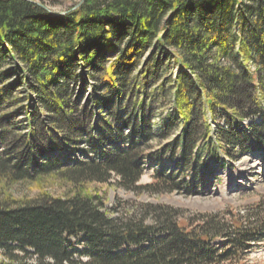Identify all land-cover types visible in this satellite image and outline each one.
Returning a JSON list of instances; mask_svg holds the SVG:
<instances>
[{
    "label": "trees",
    "instance_id": "16d2710c",
    "mask_svg": "<svg viewBox=\"0 0 264 264\" xmlns=\"http://www.w3.org/2000/svg\"><path fill=\"white\" fill-rule=\"evenodd\" d=\"M88 83L94 95L80 106ZM28 101V132L0 131V178L198 192L236 150L264 157V0H86L63 16L0 0V123ZM146 159L160 168L140 187ZM153 213L149 225L112 218L82 194L0 207V253L36 264H238L264 242L258 227L213 217L185 227L167 208Z\"/></svg>",
    "mask_w": 264,
    "mask_h": 264
},
{
    "label": "rangeland",
    "instance_id": "374dc122",
    "mask_svg": "<svg viewBox=\"0 0 264 264\" xmlns=\"http://www.w3.org/2000/svg\"><path fill=\"white\" fill-rule=\"evenodd\" d=\"M29 1L42 4L53 13L59 14L70 12L81 0ZM175 73L176 70H173V74ZM94 91V86L88 83L82 93L80 106L85 105L88 99L92 98ZM29 105L28 101L10 108L5 114H11V118L4 125L0 123V131L10 128L14 131L13 128L16 127L17 131L14 132L19 135L26 134L28 129L25 112ZM163 111L167 109H161L159 112ZM254 123H259V120L256 119ZM244 124L247 126L250 123L245 121ZM171 138L153 140L150 143L149 154L155 155L171 141ZM3 149L0 145V152ZM232 155L234 157L225 158L224 166L214 171V176L208 185L199 189L198 192L189 194L183 191L154 194L149 192L151 188L148 191H125L116 185V179L107 184L79 185L73 184L63 175L20 182L1 177L0 207L13 208L46 198H64L82 194L97 198L103 205L104 213L112 218L144 219L149 225L153 223V218L156 216L153 211L167 208L178 215L177 221L185 227L198 225L202 220L213 217L219 224L258 227L264 231V157L254 149L246 153L236 150ZM161 166L167 174L179 172L164 161ZM145 167L138 182L140 187L153 186L152 176L160 168L154 159H146ZM182 178L183 176H179V180ZM75 248L77 251L81 250L80 246ZM16 254L15 257L7 258L0 253V264H36L33 258L25 257L23 253ZM238 264H264V242L252 246L245 259Z\"/></svg>",
    "mask_w": 264,
    "mask_h": 264
},
{
    "label": "water",
    "instance_id": "95a60500",
    "mask_svg": "<svg viewBox=\"0 0 264 264\" xmlns=\"http://www.w3.org/2000/svg\"><path fill=\"white\" fill-rule=\"evenodd\" d=\"M25 1H27V2H30V3H32V4H34V5H36V6H38V7H40V8H42L43 10H45V11H47L49 14H51V15H56V16H63V15H66L67 13H69V12H65V13H59V14H57V13H53L51 10H49V9H47L45 6H43L42 4H39V3H37V2H33V1H29V0H25ZM86 0H81L74 8H73V10H76V9H78L81 5H83V3L85 2ZM73 10H71V11H73ZM70 11V12H71Z\"/></svg>",
    "mask_w": 264,
    "mask_h": 264
}]
</instances>
